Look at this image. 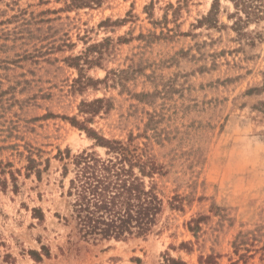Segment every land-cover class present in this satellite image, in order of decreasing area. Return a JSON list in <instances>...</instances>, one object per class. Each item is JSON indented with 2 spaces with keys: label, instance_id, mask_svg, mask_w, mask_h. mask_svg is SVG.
Here are the masks:
<instances>
[{
  "label": "rangeland",
  "instance_id": "1",
  "mask_svg": "<svg viewBox=\"0 0 264 264\" xmlns=\"http://www.w3.org/2000/svg\"><path fill=\"white\" fill-rule=\"evenodd\" d=\"M212 3L0 0V264H264V21L236 31L220 0L199 23ZM65 117L161 167L148 236L91 243L58 217L64 165L67 185L76 154L106 156Z\"/></svg>",
  "mask_w": 264,
  "mask_h": 264
},
{
  "label": "trees",
  "instance_id": "2",
  "mask_svg": "<svg viewBox=\"0 0 264 264\" xmlns=\"http://www.w3.org/2000/svg\"><path fill=\"white\" fill-rule=\"evenodd\" d=\"M230 1L235 8L232 17L236 18L233 23L236 31L252 23L264 21V0ZM100 2L101 0H72V6L86 7ZM219 10L220 0H213L208 14L199 19V23L215 26L218 24ZM101 101L102 99L83 102L81 112L95 115L99 112L97 104ZM65 118H69L72 124L84 129L88 136L95 139L96 145L105 147L106 156L87 149L76 154L73 159V174L69 177L67 185L64 179L68 177L70 169L67 164L64 165L61 186L69 202V214L63 216L59 214L58 217L72 226L73 235L91 243L148 236L158 225L164 211V201L155 181L156 175L162 173L161 167L152 155L137 152V146L130 148V143L106 138L77 117ZM41 164L42 162L34 157H29L27 169L34 171L39 179L43 172ZM49 165L50 160L46 159L45 169ZM34 216L44 220V213L40 208L34 209ZM201 219L202 217L195 220L197 224L191 225L190 229L195 231ZM43 250L46 255H50L47 247H43ZM41 254L38 251H31V255L37 261L42 259Z\"/></svg>",
  "mask_w": 264,
  "mask_h": 264
}]
</instances>
